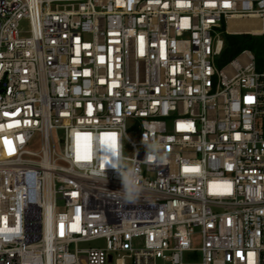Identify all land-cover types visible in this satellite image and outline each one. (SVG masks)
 Here are the masks:
<instances>
[{
  "label": "built area",
  "instance_id": "built-area-1",
  "mask_svg": "<svg viewBox=\"0 0 264 264\" xmlns=\"http://www.w3.org/2000/svg\"><path fill=\"white\" fill-rule=\"evenodd\" d=\"M246 20L264 0H0V264H264V65L217 63Z\"/></svg>",
  "mask_w": 264,
  "mask_h": 264
},
{
  "label": "trees",
  "instance_id": "trees-1",
  "mask_svg": "<svg viewBox=\"0 0 264 264\" xmlns=\"http://www.w3.org/2000/svg\"><path fill=\"white\" fill-rule=\"evenodd\" d=\"M259 37L253 38L251 35H231L223 33L224 47L217 59L218 67L226 66L243 51L249 50L255 56L257 67L262 68L264 65V34Z\"/></svg>",
  "mask_w": 264,
  "mask_h": 264
},
{
  "label": "bare ground",
  "instance_id": "bare-ground-1",
  "mask_svg": "<svg viewBox=\"0 0 264 264\" xmlns=\"http://www.w3.org/2000/svg\"><path fill=\"white\" fill-rule=\"evenodd\" d=\"M228 32H249L248 34L258 36L263 34L264 29L258 20L233 21L230 22Z\"/></svg>",
  "mask_w": 264,
  "mask_h": 264
},
{
  "label": "rangeland",
  "instance_id": "rangeland-1",
  "mask_svg": "<svg viewBox=\"0 0 264 264\" xmlns=\"http://www.w3.org/2000/svg\"><path fill=\"white\" fill-rule=\"evenodd\" d=\"M225 33V32H223ZM223 33L221 34V37L223 38ZM225 34H228V33H225ZM232 35V34H231ZM262 36V35H261ZM253 38H260L259 36H251ZM129 138L133 141H135L136 139V136H134L133 134H129ZM31 150L33 151H37L38 149V145L37 144H33V146L30 148ZM126 155H130L128 151L125 152ZM96 245V243H87V244H84L83 247H94Z\"/></svg>",
  "mask_w": 264,
  "mask_h": 264
},
{
  "label": "snow or ice",
  "instance_id": "snow-or-ice-1",
  "mask_svg": "<svg viewBox=\"0 0 264 264\" xmlns=\"http://www.w3.org/2000/svg\"><path fill=\"white\" fill-rule=\"evenodd\" d=\"M186 171H197V169H185Z\"/></svg>",
  "mask_w": 264,
  "mask_h": 264
}]
</instances>
